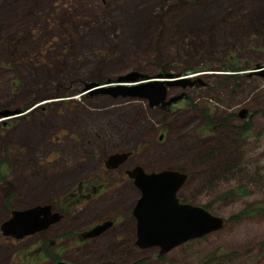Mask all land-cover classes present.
<instances>
[{
    "label": "rangeland",
    "instance_id": "obj_1",
    "mask_svg": "<svg viewBox=\"0 0 264 264\" xmlns=\"http://www.w3.org/2000/svg\"><path fill=\"white\" fill-rule=\"evenodd\" d=\"M263 68L264 0H0V111L17 109L0 116V224L35 204L59 215L19 238L0 230V264H264ZM129 72L170 73L176 99L107 92ZM134 165L186 172L178 198L223 225L159 256L135 247ZM78 183L95 195L75 200Z\"/></svg>",
    "mask_w": 264,
    "mask_h": 264
},
{
    "label": "water",
    "instance_id": "obj_2",
    "mask_svg": "<svg viewBox=\"0 0 264 264\" xmlns=\"http://www.w3.org/2000/svg\"><path fill=\"white\" fill-rule=\"evenodd\" d=\"M261 72H264V68ZM137 73L129 72L119 77L122 78L119 80L131 83L116 84L106 88L107 92L113 96L130 94L145 97L150 106L153 104L165 106L176 99L177 96L165 97L166 86L174 82L165 78L171 77L170 73H165L164 76L156 75L144 81H137L139 78ZM177 81L190 83L186 77H180ZM91 85L85 84V88ZM16 111L17 109L1 110L0 116ZM128 153L129 151H121L109 154L103 163L106 167H114ZM125 172L139 193L131 207L135 221L134 242L139 247L156 246L158 253H164L188 238L201 236L223 225L222 216L209 212L202 205L178 199L176 191L185 181L186 172L172 168L144 171L140 165H134ZM58 218V213L51 211L50 205L35 204L11 210L10 216L1 222L0 230L2 234L19 238L44 228ZM109 223V221L101 222L93 228L94 232L102 230Z\"/></svg>",
    "mask_w": 264,
    "mask_h": 264
},
{
    "label": "flooded vegetation",
    "instance_id": "obj_3",
    "mask_svg": "<svg viewBox=\"0 0 264 264\" xmlns=\"http://www.w3.org/2000/svg\"><path fill=\"white\" fill-rule=\"evenodd\" d=\"M231 91V93H232V89L230 90ZM97 189H96V187L93 185V184H80V183H78L77 184V191L78 192H74V193H72V194H75L76 193V195H77V200H78V202H79V195H82V194H84L87 198H90V197H92V196H94L95 195V191H96ZM176 196H177V194H176ZM178 197V196H177ZM179 199V198H178ZM180 200V199H179ZM102 222V220H100V221H97V222H93V223H91V224H89V225H86L85 227H82L80 230H79V228H78V230H76L75 231V238H76V240L79 242L80 241V244H84V243H86V242H88L89 240H92V239H95V238H97L101 233L103 234L105 231H106V229L103 231V229L102 230H100V231H97V232H94V230H93V228L96 226V225H99L100 223ZM50 224V223H49ZM52 241H54L53 239H52ZM135 221H134V240H133V243H134V245H135V247H139L137 244H135ZM152 247V246H151ZM156 247V246H155ZM141 248V247H140ZM45 254V253H44ZM161 253H158V251H157V249H156V255L157 256H159ZM163 254V253H162ZM47 255V254H46ZM57 258V256H54L53 257V259H52V261H51V264L52 263H55V264H67L65 261H62V260H58V259H56ZM126 260V259H125ZM124 260V261H125ZM123 261V262H124ZM95 262H99V263H103V264H109V262H108V260H94V261H92V262H90L89 264H98V263H95ZM130 264H134V263H132V262H130Z\"/></svg>",
    "mask_w": 264,
    "mask_h": 264
},
{
    "label": "trees",
    "instance_id": "obj_4",
    "mask_svg": "<svg viewBox=\"0 0 264 264\" xmlns=\"http://www.w3.org/2000/svg\"><path fill=\"white\" fill-rule=\"evenodd\" d=\"M244 127H245V126H244ZM245 128H246V127H245ZM75 191L78 192V191H77V187H76V189L71 190V191H70V194L74 193ZM71 196H72V195H71ZM74 198H75V200L77 199V195H76V193L74 194ZM244 209H245V208H244ZM244 209L241 210V212L245 211ZM243 213H244V212H243ZM242 215H243V214L241 213V214L233 215V216H231V217H232V219H238V218H240ZM44 253H47V251H46V252H43V254H44Z\"/></svg>",
    "mask_w": 264,
    "mask_h": 264
}]
</instances>
